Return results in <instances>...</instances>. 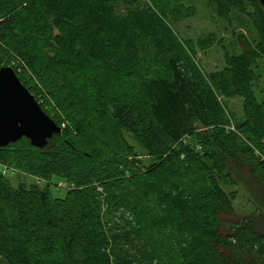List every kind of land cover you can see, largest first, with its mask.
I'll use <instances>...</instances> for the list:
<instances>
[{
	"label": "trees",
	"instance_id": "trees-1",
	"mask_svg": "<svg viewBox=\"0 0 264 264\" xmlns=\"http://www.w3.org/2000/svg\"><path fill=\"white\" fill-rule=\"evenodd\" d=\"M196 1L0 0V67L63 127L44 148L0 147L18 176L0 167V264H264V210L234 218L221 185L244 158L264 190V4L201 0L257 30L230 52L214 32L180 36ZM217 44L225 65L205 71Z\"/></svg>",
	"mask_w": 264,
	"mask_h": 264
},
{
	"label": "rangeland",
	"instance_id": "rangeland-1",
	"mask_svg": "<svg viewBox=\"0 0 264 264\" xmlns=\"http://www.w3.org/2000/svg\"><path fill=\"white\" fill-rule=\"evenodd\" d=\"M196 6L197 13L193 17L176 24V29L182 38L196 39L200 35L214 32L218 39L223 41L224 46L230 52H239L241 50L240 41L238 39L241 33L245 34L255 44L259 39L257 30L246 17L234 14L232 19L233 22L229 25L226 20L217 15L214 6L201 0L196 1ZM197 57L201 66L208 72L221 69L225 65L223 48L219 44L213 46L207 51H199ZM258 72L260 73L261 81L256 87V93L258 98L262 99L264 97V60L259 61ZM224 101L226 108L235 116V118L242 117L244 100L241 97L224 99ZM130 141L136 147L137 158L142 155V158L145 161H138L137 164L145 168L151 159L145 157L146 155L141 152L142 149L136 141L132 138H130ZM135 156L136 155L130 156L132 162L137 160ZM0 165L15 169L14 167L8 166L6 163L4 164L2 160L0 161ZM15 171L18 172L17 169ZM8 172L10 174L9 176H13L16 181L18 177L16 175L17 173L14 175L11 174L10 171ZM221 175V185L228 193L233 194L235 197V211L231 213L234 218H242L245 215L252 214L253 211L259 210L260 208L264 210V190L261 189L253 177L251 166L246 159H227L224 163ZM30 178L27 181L31 182L33 178ZM37 181L40 180L37 179ZM41 185L44 186L45 184L41 183ZM57 186L62 187L64 185L63 183H58ZM64 194L63 191L59 193V195L62 196ZM256 216H258V214H254V218Z\"/></svg>",
	"mask_w": 264,
	"mask_h": 264
},
{
	"label": "water",
	"instance_id": "water-1",
	"mask_svg": "<svg viewBox=\"0 0 264 264\" xmlns=\"http://www.w3.org/2000/svg\"><path fill=\"white\" fill-rule=\"evenodd\" d=\"M264 4V0H262ZM60 126L41 106L12 66L0 67V147L23 137L44 148Z\"/></svg>",
	"mask_w": 264,
	"mask_h": 264
},
{
	"label": "built area",
	"instance_id": "built-area-1",
	"mask_svg": "<svg viewBox=\"0 0 264 264\" xmlns=\"http://www.w3.org/2000/svg\"><path fill=\"white\" fill-rule=\"evenodd\" d=\"M0 167H3L4 168V172H7L9 170V167H7V166L0 165Z\"/></svg>",
	"mask_w": 264,
	"mask_h": 264
}]
</instances>
